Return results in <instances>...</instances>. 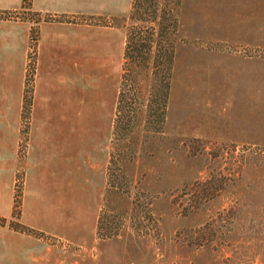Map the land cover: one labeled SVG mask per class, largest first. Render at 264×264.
<instances>
[{
  "label": "rangeland",
  "instance_id": "obj_1",
  "mask_svg": "<svg viewBox=\"0 0 264 264\" xmlns=\"http://www.w3.org/2000/svg\"><path fill=\"white\" fill-rule=\"evenodd\" d=\"M262 10L264 0H180L161 130L145 129L139 122L127 139L111 138L122 57L117 40L120 34L123 50L124 29L104 24L113 21L107 15L77 19L88 24L91 33L99 30L107 40L115 37L116 52L97 56L91 37L90 57L81 69L74 67L67 104H59L60 90L53 87L56 79L48 77L46 85L51 87L46 94L55 101L32 110V133L47 127L51 131L45 140L51 148L45 150L51 152L56 146L59 155L72 161L75 200L87 197L84 205L96 209L91 222L74 210L71 226L68 222V228L75 229L73 240L42 236L52 244L50 263L264 264V77L255 89L235 91V80L244 75H237L233 68L229 76L227 70L233 62L259 63L264 68ZM0 18L25 19L31 24L23 78L30 103L26 120L21 118L19 123L18 155L22 156L33 91L35 24L41 16L20 8L0 11ZM10 70L8 75L0 64V102L17 84V65ZM150 78L141 72L142 94ZM40 86L38 98L45 93ZM5 109L0 108V148L9 133ZM44 116L54 123L37 128L36 120ZM231 117L248 120L249 129L243 133L227 129ZM122 144L133 147L134 159L112 163L108 182L109 151L116 156ZM88 151L90 168L85 162ZM18 176L22 173L15 179Z\"/></svg>",
  "mask_w": 264,
  "mask_h": 264
},
{
  "label": "crops",
  "instance_id": "obj_2",
  "mask_svg": "<svg viewBox=\"0 0 264 264\" xmlns=\"http://www.w3.org/2000/svg\"><path fill=\"white\" fill-rule=\"evenodd\" d=\"M21 3L22 0H0V11L20 9ZM129 5L130 0H29L27 8L39 14L41 19L35 24L33 91L28 131L24 141L25 150L22 156L18 155V145L21 140L19 123L31 24L25 19L0 18V64L7 69L8 75L12 73L10 70L12 66L17 65V71L14 74L17 84L13 92L9 94L11 97H7L6 94L4 96L7 98L2 97L3 100L0 102V108L3 106L7 108L3 111V114L5 113L3 119L7 116L10 122L8 136L2 140L4 147L0 148V216L5 217V222L0 224V264H52L50 263L53 257L52 244L47 237L42 236L64 237L73 240L76 236L75 229L73 227L69 229L68 222L71 226L75 209L86 216L89 222L93 220V212L96 209L91 211L89 205H84V199L88 200V198L77 196L75 200L72 161L69 163L68 157L59 155L56 146L51 152L45 150L48 146L45 140L50 138L51 131L47 127L46 131L39 129L34 135L32 133L34 122L31 114L36 105L48 107L52 106L55 101L51 95L46 94L51 87L49 84L46 85L48 77L50 80L56 79V86L53 87L60 90L61 96H59L62 98L59 104L63 106L67 104L68 91L72 95L74 87V67L76 65L81 69L84 60L90 57L91 37L97 44L94 45L96 49L98 48L97 56L103 57L105 52L114 55L116 52L115 37L107 40L105 34L103 32L100 34L99 30L91 33L90 26L77 19L89 14L121 15L123 12H128ZM257 11L259 15L260 7ZM121 52L122 42L119 34L117 53L120 55ZM92 53L96 55V51ZM233 68L237 69L235 70L237 75H244L239 80H235V91L239 88L252 90L263 82L264 68H260L259 63L257 66L228 63L229 76ZM39 76H42L41 81H38ZM229 81L227 82L228 89H230ZM40 83L41 91L45 90V93L41 92V97L38 98L37 90ZM242 96H245L244 91ZM234 105V101L230 102L231 108H234ZM1 112L0 110V114ZM231 113L234 114L235 110L232 109ZM36 123L40 124L37 128H41L44 124L50 125L54 122L50 116H44L39 117ZM249 127L248 120L233 117L227 120V129L231 128L232 131L243 133ZM48 147L50 149L51 145L49 144ZM87 154L85 162H87V168H90V151ZM20 172L22 182L19 212L17 216H13L14 182L15 176ZM75 201L78 203L76 208L74 207ZM9 219L17 220L40 234L13 229L8 224Z\"/></svg>",
  "mask_w": 264,
  "mask_h": 264
},
{
  "label": "trees",
  "instance_id": "obj_3",
  "mask_svg": "<svg viewBox=\"0 0 264 264\" xmlns=\"http://www.w3.org/2000/svg\"><path fill=\"white\" fill-rule=\"evenodd\" d=\"M180 0H130L128 12L110 16L113 20L104 24H115L124 29L120 75L115 96L114 112L111 124V138L127 139L134 133V127L142 122L145 129L161 130L165 117L168 97L171 62L173 58V34L177 26V14ZM29 0H22L21 8H27ZM93 16V14H89ZM149 73L150 84L146 94L141 93L139 76ZM24 82H27L25 77ZM24 83V84H25ZM23 88L21 118L28 116L30 95ZM129 148V149H128ZM115 156L109 151L107 176L110 182L112 163L126 164L134 159L133 147L122 144ZM115 157V160H114ZM21 177L15 179L12 201V215L17 216L20 205ZM100 213L96 222V233L101 234ZM5 217L0 216V224ZM13 229L39 235L40 232L9 219Z\"/></svg>",
  "mask_w": 264,
  "mask_h": 264
},
{
  "label": "built area",
  "instance_id": "obj_4",
  "mask_svg": "<svg viewBox=\"0 0 264 264\" xmlns=\"http://www.w3.org/2000/svg\"><path fill=\"white\" fill-rule=\"evenodd\" d=\"M3 13V12H2Z\"/></svg>",
  "mask_w": 264,
  "mask_h": 264
}]
</instances>
